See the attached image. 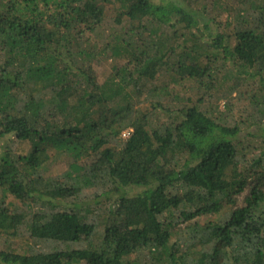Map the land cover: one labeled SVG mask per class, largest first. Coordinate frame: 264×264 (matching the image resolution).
<instances>
[{
    "label": "trees",
    "instance_id": "obj_1",
    "mask_svg": "<svg viewBox=\"0 0 264 264\" xmlns=\"http://www.w3.org/2000/svg\"><path fill=\"white\" fill-rule=\"evenodd\" d=\"M81 263L264 264V0H0V264Z\"/></svg>",
    "mask_w": 264,
    "mask_h": 264
},
{
    "label": "rangeland",
    "instance_id": "obj_2",
    "mask_svg": "<svg viewBox=\"0 0 264 264\" xmlns=\"http://www.w3.org/2000/svg\"><path fill=\"white\" fill-rule=\"evenodd\" d=\"M114 14L115 13L113 11V8L108 6L107 10H106V20L102 25L105 33H108V32L112 33L116 29H118V27H119L118 23L114 21ZM225 16H226V14L221 16L220 19L222 21H224ZM112 28H115V29H112ZM111 65H113L111 60L106 59L105 56H103L100 59L99 63L95 65V69L97 71V77L99 79V82H103L109 77V75L111 73ZM157 82H158V83H156L157 85L167 86V88L169 89V92L176 93V94H178L179 97H185L186 95H188V96L191 95L192 86L190 85L189 82H186V81L181 82L179 79H172V78H169L168 76H164V77L160 76ZM145 98L147 100H154V94H152V93L147 94ZM247 103H248L247 101H241L238 103V106H235V108L233 110L234 119L238 120V119H241L244 115H246L244 113H241L239 111V109H241L242 106L247 105ZM224 108L225 107L223 106V104L220 103L218 109L222 112V111H224ZM250 112H251L250 110H247V114H249ZM160 114L156 118H159ZM260 143H261V140L257 139L252 144L251 150H250L251 152L246 153V160L247 161H251L253 159V155H255L258 152V148H259ZM64 168L65 167L63 165H61L58 168H56V170L62 171V170H64ZM245 169L246 168L242 169V171H245ZM89 197L90 196L88 195L86 199H89ZM9 202H11V199H9ZM15 203L17 204V206H19L18 202H15ZM105 205H106V203L104 201H102L100 204H97L96 207L98 208L100 206V207L104 208ZM99 214H101V213H99ZM81 264H83V263H81Z\"/></svg>",
    "mask_w": 264,
    "mask_h": 264
},
{
    "label": "built area",
    "instance_id": "obj_3",
    "mask_svg": "<svg viewBox=\"0 0 264 264\" xmlns=\"http://www.w3.org/2000/svg\"><path fill=\"white\" fill-rule=\"evenodd\" d=\"M125 135H126V134H125V132H123L122 136H124V137H125Z\"/></svg>",
    "mask_w": 264,
    "mask_h": 264
}]
</instances>
